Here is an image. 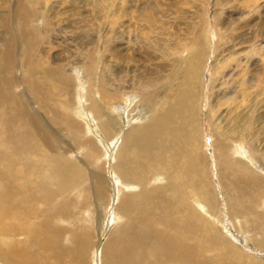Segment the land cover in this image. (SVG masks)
<instances>
[{"label":"bare ground","instance_id":"bare-ground-1","mask_svg":"<svg viewBox=\"0 0 264 264\" xmlns=\"http://www.w3.org/2000/svg\"><path fill=\"white\" fill-rule=\"evenodd\" d=\"M48 1L1 6L0 264H264V208L254 209L260 198L264 202V176L252 165L264 162V121L258 120L264 116L249 121L251 100L259 96L264 103V80H245L240 72L252 71L247 62L226 72L228 58H219L239 41H264V0H76L69 25L85 40L73 42V52L64 46L62 56L51 51L68 47L71 36L50 39L55 19ZM35 17L42 23L33 25ZM124 17L135 20L138 34L129 40L140 41L133 50L138 67L149 68L120 90L106 60L126 57L125 49L111 55L113 47L104 43L99 74L85 49H91L89 27L97 20ZM210 19L219 38L207 113L214 138L206 154L200 94ZM73 59L89 81L81 123L73 110L76 83L67 71ZM225 85H232L225 104L232 111L244 107L241 118H247L231 126L224 124L229 109L214 115ZM128 91L139 98H124ZM120 99L126 104L113 112L110 106ZM244 137L246 156L229 142ZM80 147L81 155L72 156ZM220 206L234 230L224 228ZM95 207L108 221H100Z\"/></svg>","mask_w":264,"mask_h":264},{"label":"rangeland","instance_id":"rangeland-1","mask_svg":"<svg viewBox=\"0 0 264 264\" xmlns=\"http://www.w3.org/2000/svg\"><path fill=\"white\" fill-rule=\"evenodd\" d=\"M120 1H123L124 4H126V5H128L129 1H134V4L137 1L135 5L139 4V0H120ZM14 2H15V0H0V14L4 13V8L1 7L2 5L7 3L10 6H12V5H14ZM68 2H70V3H68ZM147 2H149V1H147ZM77 3L78 2L76 0L73 1V3H71V1H69V0H66L65 2H64V0H49L46 3L47 8H48L46 10H48V13H51V15L53 16L52 20L55 19V22L53 21L54 25L51 24L49 26L50 30L53 31V33L50 32L51 33L50 39H52L54 41L57 40V42H59L60 41V37H63V38H61L63 40L65 39L64 37H67L66 34L68 36H71L70 39H72V40H70V39L67 40L66 39V43H69L68 47H67L66 44H62V46L59 47V49L61 48V50H59L58 48L57 49L55 48L56 50L53 49L51 51V54H53V55L57 54V55L62 56L64 54V48L65 47H66L65 50H67V51L71 50L73 52V47L71 46V44H74L75 42L78 41L79 45H80V42L85 40L84 38H79L80 35L78 37H75V35H76L75 33H77V30L74 27L69 25V24H71V20H72V18H70L71 16L69 15V12L71 10V6H72V4L78 5ZM52 6H53V8L55 10L52 9ZM49 8H51V9H49ZM58 8L62 9V13L59 12L60 15H58V13H57L58 12ZM240 8L241 7L239 5H238V7H236V9H240ZM77 10H79V9H77ZM89 10H90V8H89ZM62 14H64V16ZM227 15H228V13L224 14V16H227ZM231 15H237V13L236 12H231ZM58 17H59V21L56 22V19H58ZM124 18L123 19L120 18L121 20L120 19H118V20L115 19L114 20L115 23H113V21H112L110 23L111 25L106 23V21H103L102 19L97 20V23H98L97 26L89 27V34H88L87 39H89V43L90 44L87 45L86 48H89V49L91 48V49L88 50V49H85V47L83 48V49H85L86 53L89 51V53L91 55L93 54L92 56H94L96 58L95 59V61H96L95 62V66H96L95 69H96V72L98 74L102 71L103 61H104V59H103L104 57H102L101 53L99 52V49L101 48L102 45L106 44V45H109V46L111 45V47H113L111 52H110L111 55L115 54V49L116 50H121L122 49V51L125 49L124 53H125L126 57H122L121 59H116V60L111 58V57H109L108 60H106V65L110 66L111 71H113V72L110 71L109 74H110L111 78L114 76V79H115L114 81L116 82L115 84H117V88H119L120 90L122 89V87L124 85H127V83L129 84L130 80L132 81V79H138L139 76H136L137 71H138V74H139V72L143 71L145 68H149L148 65H145V68L143 67V69H142V66L138 67V64H140V62H139L140 57L138 55H136L135 51H133V50H135L136 47L139 46V42L140 41L139 42H134V43L130 41L131 37L134 34L133 33L134 32L133 23H134L135 20L134 19H130L129 17H124ZM34 19L35 20L31 22L33 25H35V23L36 24L42 23V19H40L39 17L38 18L35 17ZM119 20L121 22H119ZM122 23H123V25H122ZM126 24H128V25H126ZM113 25H115V26H113ZM104 28H107V29H104ZM109 28L110 29L114 28L116 30L112 29L113 30L112 31ZM129 29H131V30H129ZM98 31L99 32L101 31V33H99V35H98ZM122 32H124V33H122ZM103 33H104V35H102ZM106 33H107V35H105ZM108 33H109V35H108ZM53 34H57V36H54ZM111 34H114V35H111ZM117 34H119V35H117ZM137 34L138 33H136L134 35H137ZM206 34L207 35L205 37H206L207 41L210 42V43L208 45V48H209V54L207 55V61L208 62L206 64V68H205L204 74L202 76V79H203L204 83H203V86H202V89H201V94H200V97H201V103H200L201 134L200 135H201V138H202V141H203V150L205 149L206 154H211L210 153L211 152V145H212V140H213L214 136H213V132H212V129H211V125L209 123V119H208L207 113H208V111L210 109L209 101H210V97H211L210 95H211V85H212L210 80L213 79L214 74H213V77H212V74H211L212 65H210V64H211V61L214 60V58L215 59L217 58V57H214L215 56L214 46H215V44H216V42L218 41V38H219L218 33H216V31H215V25H214V23L212 22L211 19H210V22H209V29L207 30ZM108 36H110V37H108ZM111 37H113V40H114L115 43L112 40L110 41V39H112ZM91 38H92V41H91ZM119 38H120V40L122 42L119 40ZM129 38H130V40H129ZM73 39H75V40L73 41ZM104 39H105V41H104ZM117 40H119V42ZM228 40H229L228 45H232L234 43L233 42V36H230L228 38ZM107 42H108V44H107ZM242 42L243 41H239V44L237 46L233 47V48H230V49L226 48V50L220 54L221 56L219 58H223L225 56L228 58V61L226 62L227 67H226L225 71L229 72V73H232L234 71V67L239 69L238 64L243 65L244 63L247 62L248 66H249V69H251L252 71H250V72H240L239 71L240 74L245 78V80H248V81L249 80H253V81L254 80H259V81L264 80V77H263V73H264V53L263 52H256L254 50V47H253V44L257 43L258 44L257 48H263V50H264V41L258 42L257 38L251 37L250 43L243 45ZM92 44H93V46H92ZM96 44H99L97 46L98 48L94 47ZM125 46L128 47V48H126ZM67 48H69V49H67ZM102 48H103V46H102ZM92 49L94 51H91ZM251 49L253 51H251ZM57 50H58V52H57ZM80 51H84V50H80ZM131 51H132V54H131ZM187 52L188 51H187L186 48L182 49V52H181L182 57L183 56L185 57ZM248 52H249V54H248ZM86 53H85L84 57L86 56ZM90 54H89V56H91ZM131 56L135 60V62L131 61V60H130V62L128 61L129 60L128 57H131ZM125 58H127V59L125 60ZM80 66L81 65L79 63H77L76 60L73 59L72 62H70L68 67H67V69H68L67 71H69V73L72 75V80L74 79L75 83H76L75 84L76 87H74L75 94L73 95L74 97H72V98H73V110L78 112L76 120H78L79 122H80L79 117L81 116L82 105L84 103L83 100L86 97V93H87L86 90L89 87V84H88L89 81L87 79L88 77L85 76V74L83 73V71L80 68ZM133 66H134V68H133ZM97 69H98V71H97ZM177 70H179V68H176L174 71H177ZM17 71L20 72V70H17ZM17 71L15 72L16 75H17V73H19ZM131 75H133V76H131ZM227 79H229V78H227ZM217 80H216V83H219L220 80L219 79H217ZM215 85H216V87L214 88V90H217L218 89V84H215ZM73 86H74V83H73ZM231 86L232 85H230V86L229 85L228 86L225 85L224 87L221 86L222 90H220V93H219V97H220L219 100H221V102H220L219 107L215 108V110H214V115L221 116L224 111H227V109H229L225 113V116H224L225 117L224 124L226 126H231L233 124L232 123L233 119L234 120L235 119H240L241 118V111L243 109L245 110L244 107H241V108H239V109H237L235 111H232L231 106H229L228 103L225 104L224 95L229 93V91L231 89ZM16 88H17V90L19 89L18 87H16ZM93 91L94 92H91V94L94 93L92 95H96L97 94L96 88H93ZM123 97L126 98V99H131V98L136 99V98H139V93H137L136 91H128V92H124ZM258 97L253 98L251 100L250 104H249V107L253 108L250 111V113H253V115L249 118V121L252 122L253 124L257 123V118L260 115L264 116V103L262 102L259 105V102H257ZM212 98H213V100L214 99L218 100V97L215 98V95H213ZM122 99L118 100V101H121V102H119V104H112L110 106L111 110L114 109V108H122L123 105L126 104L125 103L126 99L125 100H122ZM248 100H249V96L246 98V100L244 102L245 106L247 105ZM80 106H81V110L78 111ZM217 109H219V110H217ZM112 111L115 112V110H112ZM217 114H220V115H217ZM241 119H247V118L243 117ZM258 120L260 121V124H262L263 121H264V118L261 117ZM263 135H264V133H263ZM229 142L232 143L231 145H235V147H233V151L242 152L245 156L247 155V152H249V150H248L249 145H248V142H247L245 137H244V139H242V142H239V140H237V139H232ZM81 149H83V148L80 147V149H77L76 151L72 152L71 153L72 156L78 155L80 151L82 153ZM79 155H81V154H79ZM234 155L235 156H239V153H236ZM252 165H253V168H255V169L257 167H258V170H259V168H261V170H259V173L261 172L260 174L262 176H264V162H262L261 160H257V161L255 160ZM212 168L214 169V167H212ZM213 169H212V171H213ZM214 179H215V174H214V177H213V182H216V179L215 180ZM262 201H263V199L261 200V198H260V200H258L257 203L254 205V209H257V210L263 209L264 208V202H262ZM108 208H110V206H108ZM95 211H96V213L100 212L97 215H100V217L102 219V220H100V219H98L99 216L98 217L96 216L97 220L104 221V222L108 221V218L107 219H106V217L104 218L105 214H103L104 213L103 209H98L97 207H95ZM220 212H221V215L223 216V218L226 217L224 206H220ZM245 219H247V218H245ZM223 223H224V228L229 227V228L233 229V227L230 224L229 220H227L226 218L223 219ZM230 231L233 232L232 230H230ZM233 239L238 242V240L236 238H233Z\"/></svg>","mask_w":264,"mask_h":264}]
</instances>
